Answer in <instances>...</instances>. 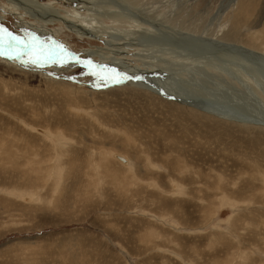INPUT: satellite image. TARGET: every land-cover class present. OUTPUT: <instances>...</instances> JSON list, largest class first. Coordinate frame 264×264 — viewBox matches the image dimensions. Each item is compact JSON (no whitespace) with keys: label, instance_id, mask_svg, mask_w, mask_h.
Returning a JSON list of instances; mask_svg holds the SVG:
<instances>
[{"label":"rangeland","instance_id":"obj_1","mask_svg":"<svg viewBox=\"0 0 264 264\" xmlns=\"http://www.w3.org/2000/svg\"><path fill=\"white\" fill-rule=\"evenodd\" d=\"M0 53V264H264V0H0Z\"/></svg>","mask_w":264,"mask_h":264},{"label":"bare ground","instance_id":"obj_2","mask_svg":"<svg viewBox=\"0 0 264 264\" xmlns=\"http://www.w3.org/2000/svg\"><path fill=\"white\" fill-rule=\"evenodd\" d=\"M31 4V3H30ZM45 13V12H44ZM41 14V13H40ZM43 18V17H42ZM78 29V28H77ZM45 30V29H44ZM213 42H215V43H213L214 45H216L217 46V44H218V42H216V41H213ZM236 48L237 49H239V50H241L240 52H242L243 50L240 48V47H237L236 46ZM235 49V48H234ZM231 50V49H230ZM233 50V49H232ZM234 52H235V50H233ZM118 55H116L115 54V57H113V58H111V59H113V64L115 65H117L118 64V66H119V68H127V67H124V64L123 63H119V62H117L115 59H118V60H121V61H123L122 60V58L121 59H119L118 57H120L119 56V52L117 53ZM245 54H247V52L245 53ZM255 55L257 54V53H254ZM260 54H262V53H260ZM260 54H259V56H260ZM261 58V57H260ZM262 59V58H261ZM100 60H108L107 58H104V57H102L101 56V59ZM138 60H140L139 62H142V64H143V66L145 67V70H136L135 72L136 73H143L145 76H146V73L149 75V72H152L153 73V71H148V70H153L154 68H153V63L150 61V62H148L147 61V58L146 57H144L143 59H138ZM264 60V59H263ZM132 67H134V66H132ZM6 68V67H5ZM164 68V67H163ZM132 70H135V67L133 68V69H130V73H132L133 71ZM7 71V70H6ZM132 71V72H131ZM15 72V73H14ZM8 73H11L12 75L13 74H17V75H19V76H26V75H24L23 73H19V72H17V71H13V70H8ZM19 73V74H18ZM22 74V75H21ZM151 74V73H150ZM34 75V74H33ZM143 76V75H142ZM150 76V75H149ZM27 78H29V77H27ZM138 79V78H137ZM149 79V78H148ZM170 79V78H169ZM140 80H142V79H140ZM139 80V81H140ZM147 79H145V81H146ZM149 81V80H148ZM143 82V81H142ZM150 83H152V82H150ZM159 83V82H158ZM167 83V82H166ZM148 85V86H147ZM147 85H142V87H144V89H147V90H149V91H151V92H153L154 93V90L156 91V92H160L158 89H162L164 92H165V94L164 95H161V94H157V95H161V96H163V97H166V98H169L170 100H172V101H174V102H178V103H184V104H186L188 107H194V108H196L195 106H196V104H201V102L199 103V102H197V100L195 99V101H193L192 99H191V97L190 96H187V95H184V94H179L178 92H176L175 91V88H172V87H166V86H163V84L161 85V83L160 84H155V86L154 85H150V84H147ZM116 87H118V86H116ZM66 88V87H65ZM102 88H105L104 86H102V87H100L99 89H102ZM135 88V87H134ZM71 90V89H70ZM126 90V89H125ZM129 90V89H128ZM119 91V90H118ZM129 91H132V90H129ZM160 93H162V92H160ZM146 94V93H145ZM196 98V97H195ZM194 99V98H193ZM168 100V99H167ZM199 100V99H198ZM193 102V103H189V102ZM200 101V100H199ZM205 109V108H204ZM205 111H206V109H205ZM209 113H212L213 115H219V116H222L223 117V119H227V118H230V119H236V120H241L242 119V121L243 120H246V118H244V117H240V116H236V115H234V116H232L231 115V113L230 114H228V113H225V112H221L220 110H218V109H214V110H211ZM115 158H117L119 161H121L125 166L126 165H128L129 164V161H128V159H126L125 157H123V156H121V155H116L115 156ZM95 165V164H94ZM127 167V168H126ZM125 168L126 169H129V166H126ZM135 175V174H134Z\"/></svg>","mask_w":264,"mask_h":264},{"label":"snow or ice","instance_id":"obj_3","mask_svg":"<svg viewBox=\"0 0 264 264\" xmlns=\"http://www.w3.org/2000/svg\"><path fill=\"white\" fill-rule=\"evenodd\" d=\"M19 43L20 42L15 37H10L9 40H8L9 47H13V46H15V45H17ZM25 47H27V46H25ZM0 54H3V53H0ZM31 55H32V58H33V62L39 60L42 55H46L49 60H53L54 56L55 57H59V53H52V52L42 53V52H40L39 50H36V49H33ZM58 62L63 63V60L60 59V60H58ZM102 79H103V77H102Z\"/></svg>","mask_w":264,"mask_h":264},{"label":"water","instance_id":"obj_4","mask_svg":"<svg viewBox=\"0 0 264 264\" xmlns=\"http://www.w3.org/2000/svg\"><path fill=\"white\" fill-rule=\"evenodd\" d=\"M108 86H109V85H108ZM189 103H193V102L190 101Z\"/></svg>","mask_w":264,"mask_h":264}]
</instances>
